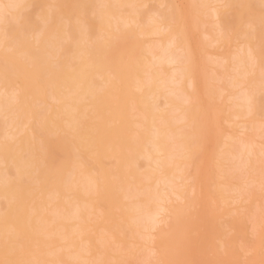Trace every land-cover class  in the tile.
<instances>
[{
    "label": "bare ground",
    "instance_id": "bare-ground-1",
    "mask_svg": "<svg viewBox=\"0 0 264 264\" xmlns=\"http://www.w3.org/2000/svg\"><path fill=\"white\" fill-rule=\"evenodd\" d=\"M40 1L42 3L43 0H0V26L5 25L4 23H6V22L8 23L9 19L6 16L7 14L11 15L12 20H20L22 10L28 9V8H34L35 5L38 6V3ZM51 1H53V0H51ZM103 1L104 0H100V2H99V0H98V2H97L95 0L94 4L97 3L98 7L102 8L101 5L99 6L98 3L102 4V6H103V4H104V6H106L105 4L107 3L108 7L109 8L111 7L114 10L109 9L107 7L108 8V9H106L107 11L105 9H103L104 12L102 10H99V12H98V11H96V9L98 8L97 5H95V7H94V8L97 7L96 9L92 8L95 10L94 13H96V12L100 13L101 11L103 13V14L101 13L99 15V17L100 16L101 17L98 18V20L100 19L99 22L101 23V24L99 22L97 23V25H99V24L101 25V27L98 30L101 29V31H98V36H97L98 38H95L96 40L99 39V41H100L99 42L97 40L98 41V42L96 41L97 43L95 42V40L91 39V35H93V30L92 31L90 30V29H93L92 24H88V25H90L89 26L90 28L87 27V29H86L85 27L82 26L83 24L81 22H83V21H80V20H79V22L74 21V19H76L75 13H76V15L79 16V14L88 12V9L87 10L83 9L84 8L83 7L81 9L85 12L81 11V13H80L77 10L76 5L71 4V0H63V1H61L60 4H59L60 0H54V4L52 3L54 5V8H53V5H51L49 7L52 10L48 9V7H47L48 12L47 11L44 12V13H46V15L43 13L44 17H42L43 14L40 16V21L41 22L43 21L41 24L44 23L42 25V28L45 25L50 29L47 30V28L46 29L44 28L45 30H43L40 28L42 31L41 32L40 29L38 28L40 33H42V34H40L41 36L38 35V37L35 38V41H33V44L39 45V47L32 45V46H35L34 47L35 49L32 48V46L30 48L29 46H26L23 44V42L25 41V39H24L25 37L24 38L21 37L22 38L21 39L19 36L20 34L18 35L14 31H12V32L7 31V29L0 27V113L2 112L0 115H2V117L4 116L7 120L9 118H11V120L9 119V121H11L10 122L12 124L11 129L13 130V131L10 130L12 132L8 131L9 133L6 132L8 135H5V137H3V135H2L3 141L0 140V166H1L0 167V173H1L0 174V233H1V235H5V237H6V235H9L10 236L9 240L11 241V244H9V245H12V247H13L12 250L13 251L15 250L16 253H22V252H24L23 248H24L25 243H26V249L30 246H33L34 248L35 247L40 248L45 243V241H44L45 238L53 240L52 237L54 238V237L60 236V238L62 237V240L67 241L68 238L70 236H72L73 234H77L79 238L82 237L83 235L87 236V234H85V233H87L88 228L90 226L89 225L86 226L85 224H84L85 225L84 226L82 223L84 222L86 217L87 218H89L91 216L97 217L99 214L100 216H98V219L101 217H103V219L105 218V220H103L102 222L100 221L101 224H98L99 229H97V230L102 231V234L98 236V233H97L96 236L98 238H96V237H93L95 232H93V231L89 232L88 231L89 234L93 232V236L87 237V238L83 237V239L84 238L86 239V240L84 239L85 244L89 245V247L85 246L86 247L85 249H83V247L81 246V248L84 250L83 255L86 254V257L84 256L85 258H87L88 260L91 258V260H92L94 258V251L97 248V245H100V247L102 246L101 248L103 249L105 247L104 245H106V243L109 242L110 240L111 241L112 240L113 241L114 240L119 241L121 236L123 235L125 229L132 227V226H135V225H138L137 221H139L140 224H142L145 229L150 227L148 229L150 231H148V230L147 231L151 233L148 236L150 238V240L152 241L151 243L149 241V243L151 245H152V243L155 244L154 240L159 239L158 244L156 243L157 245H159V248L157 246V247H154V249L152 250L154 258L157 260H161V261H167V259H170L172 251L174 249L181 246L183 241L185 242L183 244H186L187 237H190V236H188V234H190V229H187V232H186V229L183 230L181 232L182 235L175 241V246L171 247V246H169L170 240L167 236V233L166 234H159L160 232L158 233V229H159V227H161V226L157 225L158 222L155 223L156 222L155 221L153 223V225L151 226V224H150L149 227H146L145 223L146 222L148 223V221L151 222V220H153V218H152L153 216H155L154 217V219H155V218H157L158 214L163 215L164 212L166 214H168V213L171 214V216H163V217H166V218H164V220L166 219L165 220L166 222H170V220H172V222H175V220H176L175 218H178L179 216L177 214V216L173 215V217H174L173 219L171 218L172 217V209L170 207L171 205L167 206V207L160 206L159 211H161V209L163 208L162 211H164V212L161 213L162 211L157 212V210H156L155 213L157 212V214L156 215L154 214L153 216L151 214H149L148 209L147 210L145 209V208H148L147 203H144V204H146V206L145 205L142 206V207L145 206L144 208H141V206H137L138 208L131 207V204L133 202L130 203V207H126L124 205L125 201L122 204V202H121L122 200L120 198V194L124 188L121 185V183L118 182L119 184L118 183L116 184V183H114V181H112L111 175L113 173L111 175H109L110 173L106 174L104 172L106 175L103 174L104 176H102V177L96 176V174L92 173V172L91 173L88 172V174L86 176L84 173V179L82 180V183H81L79 181L82 177L81 178L79 177L80 179L77 177L78 172L80 175L83 173V172L80 173V169L82 168V165L80 163L74 164L72 166V171H71L72 174L70 173V175H72V176L74 175V177L76 179L73 178V180L70 179L71 181H69V182H67V181L64 182L65 187H67L68 189L64 188L63 185H61L60 187H57V188L54 187L52 189V191H53L52 192L51 190H49L50 188H52V187H50L52 185L51 181L55 177L58 179L57 176L62 171L58 170V171H55L53 175L52 174L49 175V171H48L49 169L47 170V168L43 167L44 165H46V163H45L46 161L42 160L41 164L36 163V159L34 157L33 152L35 150L34 148L37 149V147L33 141H30L29 138H27V135L29 132H30V134L31 133L34 134L33 129L35 128V125L40 127L41 124H42V126L40 128H38L41 132L50 133V134L54 133L55 135L60 130L71 132V136H73V138H74V139L72 138L73 139L72 142L74 144L75 149L77 148L79 150L80 149L88 150L91 148H96L98 150V157L96 160L100 161V163L102 160L104 161L105 159H111V158L114 159V158L120 156L122 149L124 150V146H126L125 150L129 151L131 153V156H129L128 158H125L122 156L119 157V161L121 162L119 171L121 170V172H123L124 169L126 168V166L129 167L131 165L130 167H133L132 164L136 163V162H134V158L135 157L137 158V156H138V158L142 157L141 159L146 161V165H148L150 168H152V172H150V170L148 169L150 173H148L147 175L144 172L145 177H146L145 181H146V179H148L147 181H149L152 179L154 173H159V174L165 173V172H163V170L165 169L166 164L170 163L172 161L171 159H173L175 157L173 155L174 157L172 158V152L170 149L172 146V143H175V145H176L177 144L176 140H178V142H180V145H181V147L179 145V147H180L179 150L181 148H182L181 150H185V149L189 150L191 148V146H189L191 143L187 141V137L185 136V134H181L179 132L176 134V133H174V131L173 132L171 131L172 128L169 127V118H168L170 116H167L164 114V108H163V110L159 109L160 103H159V107L158 106L156 107L157 100H159L160 98L163 97L166 101V105H170L171 101H173L174 99L175 100L179 99L182 101V102L179 101L182 103L181 104L182 108H183V105L186 106V107L184 106L185 108H183L184 109L183 112H182V108H180L181 106H178L179 108H176V110H174L175 109L174 107H177V105L179 104L177 102V105L174 106L173 110L171 111V116H173L172 115L173 111L174 112L181 111V114L177 118V121L180 122V124L186 123L185 124L186 127H188L189 129H192L193 131L196 132V130H194L193 127L194 126L198 127L199 129L196 128L198 131L203 130L204 124H205L204 122H206L208 125L206 124L207 128H204L203 131H205V130L208 131V132L205 131V133L206 132L209 133L211 131L210 132V139L211 140H209V137H208L207 142L212 141V139L214 137L216 138V136H218L217 139H215V138L213 139L214 140V141H212L213 146H215V145H217L215 147L220 146V148H222V150H220V148H218L220 151H223L224 148L229 146V145L232 147V145L229 144L230 143L229 141L233 140V138H230V137H226L225 139L227 141L225 143H223L222 145H219L220 142L218 144H216V142H218L217 140H219L220 137H223V136H221L223 134L221 131L222 129L220 128L219 125H217V122H218V124L220 123L221 118H215V117H220L221 110H219L218 107H215L216 102H214L215 104L212 103L213 101L211 102V100L212 99L214 100V98H216V97L213 96L215 94L211 95L210 91L214 92L215 90H211V86L209 87V85L211 84L210 82H212V80L210 82H208L211 79V77H208L210 74L208 75L207 71L206 72L204 71V75H202L203 74L202 70L204 68H207V65L205 63L203 64L205 59L201 58V56H202L201 54L203 52V44L202 43L205 42L202 39V35H204L205 37H208L209 39L208 38L207 39H208V41L209 40L211 41L212 45L214 44V46H216L215 44H219L220 47H223L224 49L227 48V46L231 43V41L233 42V38H231L232 35H231V37L227 36L228 32L225 34V28H224V26H222V25H226V21H224V18L228 14L229 10L233 7V0H208L207 2H204L203 4L197 3L196 0H183L186 2V4L184 3L185 7L182 6L183 7L182 12H181V7L178 5L179 6L178 9H180L177 13L178 14L177 15L178 21L175 17V13H173V12L170 14L169 20H166L164 17H162V15L157 14L152 18H148L149 19L148 22H146L145 25H143V26H140L138 23V19L142 18V17H140L141 12H139V11L132 12L133 15H130L128 17H123L116 12V10H119L121 7L132 6L133 2L135 3L134 0H108V1H104L105 3ZM151 1H156V3H158L160 5L159 7L167 4L166 1H164V0H141L140 8L147 6L148 3ZM89 2L91 4L94 2V0H90V1H88V3ZM94 4H91V5L94 6ZM180 4H182V3H180ZM110 5H112L113 7ZM104 6H103V8H105ZM257 7H259V6H257ZM130 10H131V8H130ZM169 10L170 11L172 10L171 5H169ZM74 11H76V12H74ZM91 12H92L91 14L94 15L93 10H91ZM179 12L181 13L180 16H179ZM98 13L95 14L96 17L98 16ZM5 16L7 17L8 20L5 18ZM36 16H37V14H36ZM72 16L75 18H73ZM78 16H77V18H78ZM245 16H243V18ZM60 17L61 18L66 17V19H62V20H64V23L61 19H59ZM208 18H211L214 21L213 25L215 24V26L217 27V29H216L217 33L215 32L216 34L215 33L213 34L216 37V39H215V37H213L212 34L204 31L206 29V28H204L205 27L204 25H206V23L208 24V22H210V20L207 22L205 21V19H208ZM116 19H117V21H116ZM246 19H247L245 22L246 23V25H245L246 29L242 32L237 30V32H236L237 36H236V34H234L236 36L234 41L238 37L242 38L244 36V38H245L250 33L255 32L257 30V28L260 26L259 25L260 22H259V24H258V22H257V24H255L252 19H250V18H246ZM59 20H61V21H59ZM98 20H96V21H98ZM120 20H123V21H121L122 24L119 22V23H117L118 26H116V22H118ZM69 21L70 22L72 21V23H75V24L80 23V26L78 24L80 30H78V31L84 32V34L80 32V33H78V35L82 34L81 36H79L80 39L82 37H84L83 35H85V37L82 38L81 41L79 40V37H77L78 38L77 42H80L79 45H77V42L73 41L74 44H76L77 49L72 50V53H75L74 57H77V59L75 61V59L73 58L72 61H68L67 63L71 64L68 68V67H66V66H68L66 62H63L65 64H63V63L61 64V62L59 63L58 61H60L62 59V55L65 52V50H63V46H61V45H64L65 41H66V45L67 44L69 45L70 41H72L71 40L72 37H71V39H70V37L65 39V37H67L68 33L63 31L64 29L66 30V27L70 26V29H71L72 28L71 25L72 26L75 25L72 23H71V25H69L70 24ZM175 21H177L178 23H175ZM179 21H180V23H179ZM23 22H24V24H23ZM23 22H21V27L23 24V27L21 30H23V28L24 27L26 28V26H27L25 20ZM61 22L63 23L62 24L63 26L65 23L68 24V22H69V24L66 27L64 26L65 28H63V30H61L63 26L61 24L58 25V23H61ZM141 22H142V20H141ZM49 23H50V25H49ZM114 23H115V26H114ZM181 23H183V24H182V26L179 27L177 24L181 25ZM227 23H229V22H227ZM55 24H57L59 28L61 26L62 27L60 29L58 27H56L54 29ZM124 24H126V26H123ZM261 24H262V22H261ZM132 25H135L137 27L134 26L135 27V28L133 27L134 29L133 28L130 29L129 27ZM7 26L8 25L6 24L4 27H7ZM174 26H175V29L179 27L178 28L179 30H175L173 28ZM21 27H19V28H21ZM80 27H83L82 29L85 28L86 30H82ZM114 27H117L118 31L116 30V28L114 31V29H113ZM216 27H214V28H216ZM222 27L224 28L223 33H222ZM210 28H212V27H210ZM21 30H20L21 33L25 32V30H23V31H21ZM88 30H90L89 33L87 32ZM258 30H259V28H258ZM44 31H47L46 35H43ZM51 31H53V34ZM214 31H215V29H214ZM30 32H32V31H30ZM48 32L53 35V36H51V37H53V38H51L52 41L50 40L49 43H47V42L49 41L48 39L50 37L48 39L45 38L48 35ZM72 32H73V29L69 31V34L71 35ZM85 32H87V35ZM99 32H101V33H99ZM118 33H119V35H118ZM64 34H66V35L63 37ZM21 35H25V33L21 34ZM30 36H33V35L30 34ZM71 36H73L74 40L76 39L74 37V35H71ZM89 36H90V38H89ZM94 36H95V34H94ZM251 36H252V34H251ZM34 37H35V34H34ZM34 37H32V38H34ZM128 37H130V39H136V40H139V39L149 40L150 38H152V39L150 41H148L147 43L141 42V43L147 44V45L143 44L144 47L142 45L140 46V43L138 41H136V43L133 42V43L129 44L122 51H121L122 48H120V51H119L118 42L120 40H122V38L124 39V38H128ZM249 37H250V35H249ZM250 38L248 40H250ZM60 39L62 41L65 39L62 42L63 44H60L61 43ZM67 40L69 43L67 42ZM44 41L47 45L49 44L48 46L52 47V49H54L56 47L57 48V50L55 48L56 52L54 53L53 52L54 50L51 51L52 50L51 48L46 47L47 45L44 43ZM208 41H206V42H208ZM73 42H72V45H74ZM247 43H245V44L247 45ZM59 44H60V46L58 47ZM132 44L135 47H129V46H132ZM208 44L209 43H207V45ZM76 46H74V47L76 48ZM65 47H64V49H65ZM257 47H259V45H255V47L254 46L249 47V44L247 45V48H245V49H247L246 51L249 52V54L244 53L246 58L242 57V58H245V60L241 58L242 55L240 56V53H239L240 50H238V53H235L238 55L233 56V57L231 56V58H229L230 60L232 59L233 62L235 61L237 63V66L239 67V69H240V67H241V69H244L246 66L243 67L242 65H246V63H248V65H251L250 70L247 69L246 71H243V72H239V71H237L239 73L236 72V74H239L240 77H242L244 75L246 76L248 74L251 76L252 72L254 74V72L256 71V70L254 71V67L257 64V59H258V56L256 54L257 53L256 52ZM45 48H47V49H45ZM242 49L243 48H241V50ZM245 49H243V50H245ZM45 50H46V52L48 50H50V52L46 53ZM34 51H35V53H34ZM37 51L39 52V54L37 53ZM52 52H53V54H52ZM45 53L47 54L48 57L43 55ZM223 53H225V52H223ZM49 54H50V56H52L51 58L58 60V61L56 60L57 61L56 63L58 64L56 66L58 68H55V66H52V64L50 65L49 62H47L48 60H45V59L43 60V58H45V57H47L46 59H49ZM222 55L224 56V57L221 56V58H223V62L225 61L227 64V61H229L227 59L228 56L225 58L226 54H222ZM248 55L252 56V58ZM42 56H45V57H42ZM200 58L203 61L202 60L200 61ZM74 61H75V63H73ZM201 62H202V64H200ZM236 63H235V65H236ZM200 65H202V66H200ZM198 66H200L201 69L200 68L197 69ZM51 67H54L53 69H56V70H52ZM166 69H171L170 70L171 74H170V71L168 73L169 75L166 74ZM196 69H197V71L202 72L201 76H200L199 72L198 73L195 72ZM232 69L238 70L237 67L231 68V70ZM195 73H196V75H195ZM261 73L264 74L263 71ZM229 74L227 73V75H229ZM236 74L234 73L235 77H236ZM211 75L213 76V74H211ZM227 75L226 76L224 75L225 76L224 79L226 80L227 85L230 84V87H229V85H228V87L225 86L227 88H223V90L220 92H222L223 94L224 93L228 94V96H229V98L227 97L228 101L232 100V101H230V102H232V106H231L232 109L234 108V109H236V111L240 109L239 111H241V112L237 111V113L234 114L233 117H235V115H236V118L241 117V116H242V118L247 117L249 115L251 116L253 114V110L251 109V103L252 102L250 103V101H251L250 95L245 96V97H238V96L236 97L234 95V97H233V94H232L233 90L235 91L236 88L240 89L241 86H244L243 84L240 85L241 83H238L239 84L238 86L236 84L237 81H239V79H238L239 75H237V77H236L238 79L237 81H234V80H236L235 77H233V78L231 77L233 75H231V76L229 75L228 77H227ZM215 78H217V77H215ZM247 78H249V77H247ZM97 79L100 80L101 85H98V83L96 82ZM245 79H246V77H245ZM186 80H187V87H188L187 89H189V91L191 92L190 94L185 92V90L183 88L184 86H181L183 81H184V85H185ZM250 80H252L251 77H250ZM259 80H260V78H259ZM214 81H216V80H214ZM250 83H252V82H250ZM244 84H246V82ZM211 85H213V84H211ZM247 85H248V83H247ZM256 85H258V84H256ZM263 85H264V83H263ZM180 86H181V88H180ZM250 86H251V84H250ZM261 86L262 85H260V87ZM172 87H174V89H172ZM167 88H171L172 91H169L170 89L167 90ZM209 88H210V90H209ZM229 88H231L232 91ZM213 89H214V87H213ZM243 89H245V88H243ZM166 90L169 92H167V94L164 95ZM241 91H242V89H241ZM136 92L139 93V95H136L134 97V99L132 101L133 103L132 102L130 103V101H128L131 104L130 107H129V105L121 104L123 102H126ZM245 92H246V90H245ZM214 93H216V92H214ZM222 93H220V95L216 93V95L220 96L222 98V96H223ZM255 96H257V94ZM221 98H218V99L220 100ZM176 101H178V100H176ZM49 102H54L55 104L52 105ZM37 104H40V107H38L39 105H37ZM41 104H42L43 108H44V105L46 104L45 108H44L45 110L42 108L43 109L42 111L44 112L43 115H41L42 113L40 114L41 111H39L40 110L39 108H41ZM113 104L118 105V107L113 109V110H115V113L113 112V110H111L112 109L111 105H113ZM227 104H229V102ZM49 105L51 107L53 106L52 108L50 107L53 110H50L48 108ZM187 105H189V106H187ZM191 105L192 106L194 105L195 110L196 109L197 110L202 109L203 107L207 108V106H208L207 110L204 108V110L208 111L207 112L208 116H207V113L204 111L205 112L204 115H206L207 118L203 119V116L201 115L202 111L200 113H198L199 111H196L197 115L198 114L201 115V116L200 115L197 116L198 118H196V115H192L190 113L191 112V109H190ZM258 105H259V103H258ZM36 106H37V108H36ZM127 106H128V108L126 109L125 107H127ZM220 106L224 107L223 105H219V107ZM255 106H257V105H255ZM227 108H228V106H227ZM227 108H223V110L227 109ZM245 108H247V109H245ZM48 109H49V111L52 112V114L50 116L45 114L46 111L48 112ZM229 109H230V107H229ZM211 111H212V113H211ZM226 111H228V109ZM131 112L133 113L132 115L130 114ZM107 113H110L111 117H109V116H108L109 118L106 117ZM209 113H211L212 115H210ZM34 114L36 115V117H34ZM129 115H131L132 117L137 118V119L140 118V120L139 121L137 120L138 121L137 123H135V121H134V124H133L132 122H130L133 119H131L132 117H129ZM177 115H178V113H176L175 117ZM37 116H38V118H37ZM210 116H211V120H209ZM105 117H106V119H105ZM39 118H41V119H39ZM102 118H104V119H102ZM127 119H129V120H127ZM198 119H199V121L201 119V121L199 122ZM202 119L204 122L202 121ZM205 119H206V121H205ZM213 119L216 121H214ZM0 120L5 121V120H2L1 118H0ZM12 120L14 121V123H12L13 122ZM32 120H33V122H32ZM37 120H39V121H37ZM212 120H213V123L211 122ZM36 122H38L40 125L37 124ZM201 122H203V123H201ZM210 123H212L213 127H210V126H212ZM132 124L135 126L138 125L139 129L140 128H144V130L146 129L147 130L146 132H148L149 134H147L145 132L144 133L145 135L144 134L142 136L137 135L140 139L137 141L138 137L137 138L135 137L136 136L135 134L137 132L133 133V134L130 133V130L132 128ZM101 125H102V127H101ZM178 125H179V123H178ZM183 125H180V126L182 127ZM174 126H176V125H174ZM214 126H218L215 128L217 131L214 129ZM248 126H249V124H248ZM166 127L170 128V129L168 128L169 131L167 129H165V130L163 129ZM247 128L248 127H244L245 134L247 131H250V129H247ZM7 129H5V131ZM212 129H213V131H212ZM241 129H243V128H241ZM218 130H220L219 131L220 133H218ZM253 130H255V129H253ZM170 131L172 133H170ZM198 131H197V134H195V132H193V133L192 132L190 133L189 131L188 132L190 134L198 136V139H199L200 136L198 135V133L200 134V132H202V134H204V132L203 131L198 132ZM188 132H186V134ZM23 133L24 134L26 133V135L22 137ZM3 134H5V133H3ZM202 134H200L201 138H202L201 141H203V139L204 140L206 139L205 137L202 136ZM248 134H249V132H248ZM204 135L208 136L207 134H204ZM212 135H214V137ZM34 136H35V134H34ZM263 136H264V134H263ZM35 137H37V136H35ZM130 137H132V138H130ZM40 138H42V137H40ZM259 138H260V136H259ZM37 139H38V137H37ZM34 140H35V138H34ZM195 140H197V139H195ZM8 141L15 142L14 147H13V145L11 147L7 146V145H10L8 143H12V142H8ZM170 141L172 143L169 145ZM5 142H7V145L5 144ZM106 142L110 143V146L108 148L105 147ZM194 142H196V141H194ZM204 142H206V141H203L201 143H204ZM199 143H200V140H199ZM201 143L199 144L201 146H197L198 149L200 147H201L200 149L203 148L204 145ZM239 143H241V141ZM248 144H250V143H247L244 146V149H246L245 155H247V158L250 157V159H251L255 155V153L257 155L258 152H256L257 150L254 146H250L248 148H245L248 146ZM38 145H39V143H38ZM193 145H194V143H193ZM239 145L241 146V144H239ZM230 146H229V148H230ZM257 146H258V144L256 145V147ZM183 147H185V148H183ZM227 148H226V151L224 150L223 153L221 152V155L227 154L229 156V153L231 151H229L230 149H227ZM232 148H234V147H232ZM236 148H238V147H236ZM43 150H44V153H43L44 155H46V153H48V151H49V149L47 147H44ZM95 151L96 150L94 149L93 152H95ZM191 152H194V151L191 150ZM191 152H188L189 157H190L189 154H191ZM240 154H242V153H240ZM62 155H63V153H62ZM90 155H92V150H91ZM230 155H232V153H230ZM242 155L241 156L239 155V156L243 157ZM188 156L185 154V157H188ZM235 156H237V155H235ZM239 156H237V158ZM58 157H59V155H58ZM255 157H257V156H255ZM63 158H64V156H63ZM225 158H221V156H220V159H225ZM242 159H241V161H242ZM169 160H170V162H169ZM237 160L240 161V158H238ZM72 161H73V159H72ZM103 161H102V163H103ZM137 161H138V159H137ZM258 161H260V160H258ZM187 162H184L186 164H183V165L188 166ZM227 162H229V161H227ZM232 162H234V161H232ZM245 162H248V160H245L244 163ZM235 163H237V161ZM238 163H240V162H238ZM95 164H97V163L95 162ZM171 164H173V163L171 162L170 165ZM177 164L178 163H176L174 165H177ZM188 164L192 165V164H190V162ZM61 165H62V167H65V165H67V163L64 162ZM139 165H140V163H139ZM253 165H252V168H256V167H254L255 165L254 166ZM257 165H259V162ZM177 166H179V165H177ZM198 166L199 167L201 166V168H202V165L199 164ZM174 167L175 166H173V168ZM199 167H198V169H199ZM243 167H245V165ZM129 168H127V169L129 170ZM168 168H169V166H168ZM173 168H172V170H173ZM189 168H190V166H189ZM12 169H14L13 172H14L15 176H11V174H10V171ZM65 169L62 172V174L59 176H62L63 174H65L64 173L65 171L68 172L67 168H65ZM82 169H84V168H82ZM169 169H171V168H169ZM236 169H239V168L236 167ZM256 169H259V168L257 167ZM69 170H70V166H69ZM168 170H165V171H167L169 173ZM199 170L202 171L201 169H199ZM138 171H139V169H138ZM176 171L178 172V174L180 172V175H183L184 167H182V164L178 168L175 167L172 172L176 173ZM196 171H198V170H196ZM200 171H198L199 172L198 174H200ZM208 171H207V173H204L205 176L203 173H201V175L203 174V176H201V178L203 179V177H204V180L199 179V181L202 180L205 183L204 184L201 181L199 182L200 184L202 183V185H204L205 191H208V188H209V186H208L209 184H207V183H210V180L212 181V178H211L212 176L211 177L208 176V175H211V173L209 171V174H208ZM167 172L165 174H167ZM172 172L169 173L170 176H171ZM253 172L256 173V172H258V170H256V171L254 170ZM15 173H17V174H15ZM130 173L129 172H128V174L125 173L124 174L125 178H133V179L137 180L138 174L135 172H133V173L130 172ZM262 173H263V169H262ZM16 176L18 177L17 180H16ZM140 176H142V174ZM170 176L169 175H168V177L165 176V178L169 179ZM183 176H178V177L176 176L177 177L176 180L180 179L182 181L181 184L183 183ZM207 176H208V178H210L209 180H208ZM259 176H260V174H259ZM13 177L15 178L14 180H13ZM226 177H225V179H226ZM162 178H163V176H162ZM25 179L26 180H32L33 179V181L36 184L37 189H39V190L47 189L50 192V195H52L55 200L60 201V204L57 205L58 206L57 209L59 211H61V210L65 211L66 209L69 208V212H67V214L65 213L66 215L63 214L62 219H67V220L77 222L76 226L74 225L75 227L73 228V230L71 232L65 231L67 233V235L65 232H64L65 233V235H64L63 233H61L62 231L58 230V228L56 229L55 227H53L54 230H50L49 225H48L49 227L47 226L48 228L44 227V226H40L39 223L41 222L40 220H42L41 219L42 213L44 212V210L47 206H49L53 203L52 201L54 199L53 200H47V201H45L46 204H44V205L39 204L38 206H35V205L32 206V205H30L29 202L26 203V201H28V198H29V193L31 194V191L28 193L27 188L23 185V182L24 181L26 182ZM78 179H79V181H78ZM158 179H159V177H158ZM168 179H167V181H168ZM172 179H173V177H172ZM121 180H122V178H121ZM186 180H188V179H186ZM258 180H259V178H258ZM154 181L155 182L158 181L157 183H159V180H157V177H156V180H154ZM174 181H175V179H174ZM174 181L172 182L173 184L171 183L173 186H174V184H176V181L175 182ZM16 182H19L20 184L16 183ZM101 182H103V183H101ZM168 182H166L168 184H165V185L163 182L162 185H164L165 189L168 188V190L169 189L172 190L171 186H170L171 181H168ZM65 183H67V184H65ZM77 183L78 184L81 183L82 188L81 187L80 188H81V191H83L82 189H84L83 194L88 193V194H92L93 196H95V198L90 200V202L88 203V206L86 207L85 210L84 209L82 210V206H79L77 204V203H80L82 201L81 198H79V199L77 198L78 196L77 197L74 196L75 197L74 200H71V201L68 200L67 201V199H69L71 197L73 198V196L70 197V195L72 194L73 190L75 189L74 186ZM137 183L138 182H136V184ZM141 183H144V181H142ZM124 184H126V183H124ZM210 184H212V182ZM184 185L186 186V184H184ZM195 185L197 186V184H195ZM128 186L132 187L133 185L130 184ZM152 186H148V187L152 188ZM157 186H158V184H157ZM185 186H183L184 189L182 190L183 192H181V193L177 194L173 190L175 192L174 194H175L176 198L177 199L179 198L181 200V201H179V203L182 202V200H183V203L185 201L183 194H182L185 191ZM198 186H200V185H198ZM180 187L182 188V186H179L178 189ZM195 187H193V188L195 189ZM158 188H161V187L158 186ZM136 189H137V187H136ZM215 189H217V188H215ZM151 190H153V189H151ZM162 190H164V188ZM48 191L44 193V194H46L45 197L49 195ZM66 191H67V193H69V196H67V198H65L66 196H64V194H66L65 193ZM63 192H64V194H63ZM84 192H86V193H84ZM128 192H130V191L128 190ZM138 192H140V191H138ZM150 192L151 191H149V193ZM198 192H199V190H198ZM133 193H134V191H133ZM126 194H124L125 195L124 198H126L127 200L138 196V195H135L136 193H134L135 196L133 194H130V193H126ZM159 194L162 195L161 192H159ZM170 194H172V193H170ZM39 195H41V194L39 193ZM50 195H49V199H50ZM92 195H90V196H92ZM167 195L168 194H166L165 196L168 197L169 195L168 196ZM220 196L222 197V195H220ZM223 196H224V194H223ZM240 196H241V194H240ZM147 197H148L147 199H150L151 197L153 199V195L150 196V194H148ZM224 197H222V200H225V199H223ZM41 198H42V196H41ZM63 198H65L66 200L65 199L63 200ZM185 198H187V197H185ZM190 198H191V196H190ZM42 199L44 200L46 198H42ZM138 199H140V198L138 197ZM147 199H146V202H147ZM159 199H158V197L156 198L157 201H160ZM161 199H163V198H161ZM203 199H205V197H203ZM214 199H215V197H214ZM41 200L39 198V201H41ZM170 200L173 201L174 198L170 199ZM199 200H200V198H199ZM210 200H211L210 198L206 200V204H205L206 206H209L208 201H210ZM5 201L7 202L6 204H8V207H5L6 204L4 207L2 206V202H5ZM31 201H33V200H31ZM66 201H67V203H66ZM94 201H96V203H93ZM175 201L176 200H174L173 202L176 203ZM201 201H202V198H201ZM203 201L205 203V200H203ZM42 202H44V201H42ZM130 202H131V200H130ZM137 202H138V200H137ZM139 202H141V199L139 200ZM85 203H86V200H85ZM185 203H187V202H185ZM198 203L203 205V208H204V203H200L199 201H198ZM27 204H29V205H27ZM197 204L196 205L194 204L195 206L198 207V211L196 212L195 215L197 217L199 216V218L196 219L197 217L194 216V214H193L194 217H192V220H195V221L196 220H199V221L202 220L200 223H197V222H194V223L200 225V228L204 229L205 235H207V233L209 234L210 231L213 233L214 231L211 230L213 228L209 227V228H211V229H209L208 223L210 224L209 221H211V220H212V222H214L213 220L215 218L214 219L210 218V220H209L208 214L211 213L210 217L211 216L215 217L216 214H213L214 213L213 210L211 211L212 208L208 207L207 210H204L207 208L206 206L204 209H202L201 208L202 206L201 205L198 206ZM55 205H56V203H55ZM157 206H158L157 208H159V205H157ZM172 206H173V204H172ZM190 208H191V206H190ZM130 209H132V210L130 211ZM196 209L197 208H195V210ZM200 209H202V210H200ZM208 210H209V212L210 211L211 212L208 213ZM115 211L116 212L118 211L119 213H115ZM131 212L134 213V216L131 214ZM202 212H204V213H202ZM205 212H207V213H205ZM32 213H34V214L36 213V216H35L36 220L34 219L35 222H34V220L32 221V215H31ZM151 213H152V211H151ZM189 213L191 214L190 211H189ZM200 213L204 214V215L206 214L205 215L206 217H203L204 215L200 216L201 215ZM60 215H62V213H60ZM53 217L54 216H52V218ZM158 217L160 218L159 215H158ZM138 218H139V220H138ZM140 218H143L141 220L142 222L140 221ZM200 218H202V219H200ZM59 219H61V217H58L57 219H54L51 221L53 223H56ZM62 219L60 221H62ZM93 219H94V217H93ZM93 219L91 218L89 220L92 221ZM204 219L206 220V222L208 220L206 225H205ZM96 220H97V218H96ZM51 221H49V222H51ZM144 221H145V223H144ZM162 221H161V223H162ZM136 222H137V224H136ZM202 222H204V224ZM91 223H90V225H91ZM37 224H39V225H37ZM154 224H155V226H154ZM196 224H193L192 227H194V225H196ZM169 225H170V223H169ZM204 225H205V227H203ZM138 226H140V225H138ZM206 226L208 228V231H205V230H207V229H205ZM61 227H63V226H61ZM84 227H86V228H84ZM169 227H171V225ZM133 228H135V227H133ZM166 228H167V225H166L165 229ZM174 228H175V226H174ZM86 229H87V231H85ZM145 229H144V231H145ZM30 230L32 233L31 232L29 233ZM61 230H62V228H61ZM133 231H135V229ZM96 232H98V231H96ZM153 232H155V234H153ZM135 234H136V232H135ZM183 234H185V235L183 236ZM128 235L130 237L129 233H127V237H128ZM40 236H43L45 238L42 239V238H40ZM152 239H154V240H152ZM56 240H58V239H56ZM73 240H76V239L73 238ZM136 240H138V239H136ZM65 241H64V243H65ZM119 242L122 243L123 240H120ZM124 242H123V244H124ZM46 243L51 244L50 242H46ZM57 243H59V241ZM75 243L78 244L77 242H74L71 240V238H69V241L67 243H65L64 248L78 250V248L76 249V247L78 245L76 246ZM111 243H109V244H111ZM120 243L119 244L116 243V244H118V246H119ZM125 243L129 244V245L131 244V243H127V242H125ZM133 243H134V240H133L132 244ZM163 243H165V245H163ZM59 244L61 247L63 246L61 243H59ZM81 244H83V242ZM134 244H136V243H134ZM45 245L43 246L44 247L43 250H41V249H38L37 251L32 250V252H33L32 256L28 253L31 256L30 259L32 258L33 261L30 260L29 257H27L29 255L24 256V259H25V257H27V259H29V261L33 262V263L31 262L32 264H39V262L42 260L39 256V254L46 256L47 253L49 254L50 250L53 249V248H50V246H51L50 245L49 249L47 248L48 251H44V250H46ZM112 245H113V243H112ZM129 245H126V248H127V246L129 247ZM160 245L164 246V247H161ZM108 246H110V245H108ZM61 247H59L58 251H60ZM122 247H124V246H122ZM130 247H133V246L131 245ZM106 248H108V247H106ZM55 249H57V244H56ZM116 249H118V248H116ZM62 250L64 251V249H62ZM55 251H57V250H54V252ZM81 252L74 251V253L72 254L73 255L72 258L74 261L77 260L78 257H80V255L82 254ZM101 252L98 251L97 255H99ZM127 252L128 251H126V254H127ZM51 253H53V251H51ZM78 253L80 254L79 256H78ZM102 253L106 254V253H104V251ZM116 253H117V251H116ZM103 254H100V255H103ZM129 254L128 255L131 256V253H129ZM69 255H71V254H69ZM111 255L118 256V255H114V254H111ZM123 256H124V254H123ZM84 257H82L83 260L85 259ZM98 257H96V258H98ZM101 257H103V256H101ZM126 257H127V255H126ZM133 257H131V258H133ZM49 258H51V256H49ZM103 258H101L102 261H103ZM106 258L109 259V257H106ZM6 259H4V260L6 261ZM47 259H46V261L44 259L43 260L45 262H47ZM56 259H58V258H56ZM99 259H100V257L98 258V260ZM126 259H130V258H126ZM17 260H19V259H17ZM81 260L78 259L79 264L81 262L83 263V261H81ZM21 261L22 262L21 263L19 262V263L23 264L24 260L21 259ZM42 261L40 262V264L42 263ZM63 261L64 260H62L61 262L63 263ZM74 261H73V263H74ZM78 261L76 264H78ZM85 261H84V263H85ZM161 261H159V263ZM8 262L11 263L10 258H9ZM66 262H68V261H66ZM87 262L90 263V260ZM12 263H13V261H12ZM91 263H92V261H91ZM93 263H94V261H93ZM98 264H100V263L98 262ZM103 264H105V263L103 262ZM110 264H112V263L110 262ZM116 264H117V262H116Z\"/></svg>",
    "mask_w": 264,
    "mask_h": 264
},
{
    "label": "rangeland",
    "instance_id": "rangeland-1",
    "mask_svg": "<svg viewBox=\"0 0 264 264\" xmlns=\"http://www.w3.org/2000/svg\"><path fill=\"white\" fill-rule=\"evenodd\" d=\"M61 1H63V0H60V2H59V4L61 3ZM88 1H90V0H88ZM88 1L87 0H71V4H75L76 5V7H77V10L81 13V11L82 12H85V11H83L81 8H83V9H88V12H86V13H82V14H79V16L78 15H76V13H75V17H76V19H74V21L76 22H79V20L80 21H83V22H81L82 24V26L83 27H85L86 29H87V27H89L90 25H88V24H92V27H93V29H90L91 31L93 30V35H91V39L92 40H95V42L98 40L99 41V39H95V38H98L97 36H98V31H101V29L100 30H98L100 27H101V23L99 22V20H98V18H100L99 17V15L102 13V11L104 12V10L103 9H108L109 7H108V5H107V3L105 4L106 6H104V4H103V6L105 7V8H103V6H102V4H100V3H98L99 4V6L101 5V7L102 8H100V7H98V5H97V3L96 4H94L95 3V0H94V2L93 3H91V4H94V6L93 5H91L90 4V2L88 3ZM97 2H98V0H96ZM104 1H108V0H104ZM103 1V2H104ZM135 1V3L133 2V4H132V6H125V7H121L119 10H116V12L118 13V14H120L121 16H123V17H128V16H130V15H133V13L132 12H136V11H139V12H141V16L140 17H142V18H139L138 19V23H139V25L140 26H143V25H145V23L146 22H148V18H152V17H154L155 15H157V14H159V15H162V17H164L166 20H169V18H170V14L173 12V13H175V17H176V19H177V13H178V11L180 10V9H178L179 8V6L181 7V12H182V6H184L185 7V4H186V2L185 1H183V0H164V1H166V5H164V6H161V7H159L160 5L158 4V3H156V1H151V2H149L148 3V5L147 6H145V7H143V8H140V5H141V0L139 1V0H134ZM208 0H196V2L197 3H199V4H203L204 2H207ZM242 1V2H241ZM48 2V3H47ZM56 2V1H55ZM99 2H100V0H99ZM182 3V4H180V3ZM38 3V2H37ZM54 4V0L53 1H49V0H43L42 1V3H41V1L38 3V6L37 5H35L34 6V8H28V9H24V10H22V13H21V18H20V20H12L11 19V15L9 14H7L6 16L8 17V19L10 20H8L7 19V17L5 16V18L8 20V23L6 22V23H4L5 25L7 24L8 26L7 27H4L5 25H2V26H0V27H2V28H4V29H7V31H14V32H16L19 36H20V38L22 37V38H24L25 39V41L23 42V44L24 45H26V46H29L30 48H31V46L32 45H35V46H38L39 47V45L37 44H33V41H35V38H37L38 37V35H40V34H42V33H40V31H41V29H43V30H45L46 28H47V30L48 29H50V28H48L47 26H45L44 25V27L42 28V25L44 24H41L42 22L40 21V16L44 13V12H46L47 11V7H48V9H50L49 7L51 6V5H53ZM86 3V4H85ZM105 3V2H104ZM185 3V4H184ZM241 3V4H240ZM83 4V5H82ZM158 4V5H157ZM184 4V5H183ZM198 4V5H199ZM95 5H97V9L96 8H94L95 7ZM131 5V4H130ZM135 5V6H134ZM169 5H171L172 6V10L170 11L169 10ZM179 5V6H178ZM91 6V7H90ZM93 6V7H92ZM110 6H112V5H110ZM134 6V7H133ZM139 6V7H138ZM242 6V7H241ZM257 6H259V7H257ZM45 7V8H44ZM89 7V8H88ZM108 7V8H107ZM113 7V6H112ZM234 7V8H233ZM233 7L229 10V12H228V14L225 16V18H224V21H226V25H222V26H224V28H225V34L228 32V34H227V36H229V37H231V35H232V37L231 38H233V42L231 41V43L227 46V48H223V47H220V45L219 44H215L216 46H214V44L212 45L211 44V41L209 40L208 41V37H205L204 35H202V39H203V41H205V42H203L202 44H203V52H202V56H201V58L202 59H205L204 60V62H203V64L205 63L206 65H207V68H204L202 71H203V74L202 75H204V71L206 72L207 71V74L209 75L208 77H211V79L208 81V82H210L211 80H212V82H210L211 84H213V85H209V87L211 86V90H215L214 92H216L217 94H219L220 95V93H222V92H220V91H222L223 90V88H227L228 87V85H229V87H230V84H226L227 82H226V80L224 79L225 78V76L227 75V73L229 74H231V75H233V76H231L230 74V76L233 78V77H235L234 76V73L236 74V72L237 71H239V72H243V71H246L247 69H251L250 68V66L251 65H248V63H246V65H242L243 67H245L244 69H241V67H240V69H239V67L237 66V63L234 61H232V59L230 60L229 58H231V56L233 57V56H236V55H238V54H235V53H238V50H240V56H241V58L242 57H245L246 58V56H245V54L244 53H248L249 54V52H247L246 50L247 49H245V48H247V45L249 44V47H252V46H254L255 47V45H259V47H257L256 48V54H257V56H258V59H257V64H256V66L254 67V74H253V72H252V74H251V76L248 74V75H244V76H242V77H240V75L239 74H236V77H237V75H239V77H238V79H239V81H237L238 79L236 78V80H234V81H237V86L239 85L238 83H241L240 85H244V86H241L240 87V89H238V88H234L235 89V91L233 90L232 91V89L231 88H229L231 91H232V94H233V97H234V95L237 97H245V96H249L250 95V98H251V101H250V103H251V109L253 110V114L250 116H247V117H243L242 118V116L241 117H238V118H236V115H235V117H233V115L234 114H236L237 113V111H239V110H237L236 111V109H232L231 108V106H232V102H230V101H232V100H229L228 101V98H229V96H228V94H223L222 93V98L220 97V96H217L216 95V93H214L213 91H210V93H211V95H213V94H215V95H213L214 97H218V98H221L220 100L217 98H214V100L212 99L211 100V102L213 103V104H215L214 102H216V106L215 107H218L219 108V110H221V114H220V117H215V118H221L220 119V123L218 124V122H217V125H219L220 126V128L222 129L221 131H222V135L221 136H223V137H220V141L219 140H217L218 142H216V144H218L219 142V145H222L223 143H225L227 140L225 139L226 137H230V138H233V140H230L229 142V144H231L232 145V147H234V148H232L230 145V148H229V146H227V147H225L224 148V150L226 151V148L227 149H230L229 151H231L230 153H232V155H230V153H229V156L227 155V154H223V155H221V152L223 153V151H220V150H222V148H220V146H218V147H215V146H217V145H215V146H213V144H212V141H214L213 139L215 138L214 137V135H212L214 138L212 139V141H208L207 142V140H208V137H209V140H211L210 139V132L209 133H207L208 131L207 130H205V131H207L206 133H205V131H203L204 130V128H207L206 127V122H204L203 121V119L204 118H207V116H208V111H206L207 110V108H208V106H207V108H205V107H203L202 109H194V105L192 106H190V109H191V114L192 115H196V118H198L197 116H199L200 114H196V111H199L198 113H200L201 111H202V113H201V115L203 116V119H202V121L205 123L204 124V128H203V130H199V131H203L204 132V134H207L208 136H205L204 134H202V132H200V134H202V136L203 137H205L206 139L204 140L203 139V141H206V142H204V143H201V142H203V141H201L202 140V138H201V135L198 133V135L200 136V138L198 139V136H196V135H193V134H190L191 132L193 133V132H195V131H193L192 129H189L188 127H186V123L184 124V123H182V124H180V122H178L177 121V118L179 117V115L181 114V111H177V112H174L173 111V116H171V111L173 110V107L174 106H176L177 105V102L179 103L178 105H177V107H174L175 109L174 110H176V108H179L178 106H181V100H179V99H176V100H178V101H176L174 98V100L173 101H171V106L170 105H166V101H165V99L162 97V98H160L159 100H157V104H156V107L158 106L159 107V103H160V107H159V109H161V110H163V108H164V114L165 115H167V116H170V117H168L169 118V127L170 128H172V132L174 131V133H181V134H185V136L187 137V141L188 142H190L189 144V146H191V148L189 149V150H187V149H185V150H179V148L181 147V145H180V142H178V140H176L177 142V144L175 145V143H172L171 141H170V143H169V145L172 143V146H171V152H172V158L173 159H171L172 161V163L173 164H171L170 165V160H169V162L170 163H168V164H166V166H165V169L163 170V172H167V171H165V170H168L169 168H171V169H169L168 171H169V173H171L173 170H174V168L176 167V168H178L181 164H182V167H184V173H183V175H180V172H179V174H178V172L176 171V173H174V172H172V174H171V176H170V174L167 172V174H165V173H161V174H159V173H154L153 174V177H152V179L151 180H149V181H147L148 179H146V181H145V174L147 175L148 173H150V172H152V168H150L148 165H146V161H144L143 159H141L142 157H140V158H138V156H137V158L135 157L134 158V162H136V163H133L132 164V166L133 167H127L126 166V168L124 169V171L123 172H121V170L119 171V168H120V165H121V162L119 161V157L120 156H122V157H125V158H128L129 156H131V153L129 152V151H127V150H125V147L126 146H124V150L122 149V151H121V153H120V156H118V157H116V158H114V159H105L104 161H103V163H102V161H101V163H100V161H98V160H96L97 159V157H98V150L96 149V148H91V149H88V150H82V149H75V147H74V144H73V142H72V140L74 139L73 138V136H71V132H68V131H59V132H57L56 133V135L53 133V134H50V133H45V132H41L38 128H40L41 126H42V124L40 125L38 122H36L37 124H39L40 125V127H38V126H36L35 125V128L33 129V133L35 134V136H37L38 137V139H37V137H35L34 136V134H30V132L28 133V135H27V138H29V140L30 141H33L34 143H35V145H36V147H37V149L36 148H34L35 150H34V152H33V154H34V157H35V159H36V163H42V160L43 161H46L45 163H46V165H44L43 167L44 168H47V170L49 171V175H53L54 174V172L55 171H58V170H61L62 172L64 171V169L65 168H67V170H68V172L67 171H65L64 173L65 174H63L62 176H59V175H61L62 174V172L57 176L58 177V179L55 177L51 182H52V185L50 186V187H52V188H50L49 190H51L52 191V189L54 188V187H60L61 185H63V187L64 188H67V187H65V185H64V182L65 181H67V182H69V181H71V180H73V178H75L74 177V175L72 176V175H70V173H71V171H72V166L74 165V164H76V163H80L81 165H82V168H84V169H80V173L81 172H83L81 175L79 174V172H78V175H77V177L80 179V181H79V179H78V181L79 182H81L82 183V180L84 179V173H85V176L88 174V172L89 173H95L96 174V176H104V175H106V174H109V175H111L112 173V181H114V183H121V185L123 186V191L121 192V194H120V198H121V202H122V204H123V202H124V205L126 206V207H130V203H132L131 204V207H136V208H138L137 206H141V208H144L145 206H146V204H144V203H147V206H148V208H145L146 210L148 209L149 210V214H151L152 216L155 214H157V212H161L162 210H163V208L161 209V211H159L160 210V206H162V207H167V206H170L171 207V209H172V219L174 218L173 217V215L174 216H177V214H178V218H175L176 220H175V222H172V220H170V222H166L165 220H164V218H166V217H163V216H171V214H166L164 211H162L161 213H163L164 212V214L162 215V214H158L159 216H160V218L158 217V215H157V218H155L154 219V217L155 216H151L152 218H153V220H151V222L150 221H148V223L146 222L145 223V221H144V223L146 224V227H149L150 226V224H151V226L153 225V223L155 222V223H157L158 222V224L157 225H159V226H161V227H159V229H158V233L159 234H166L167 233V236H168V238H169V246H171V247H174L175 246V241L182 235V231L183 230H185L186 229V232H187V229H190V234H188V236H190V237H187V240H186V244H183V243H185L184 241L182 242V244H181V246H179V247H177L176 249H174L173 251H172V254H171V257H170V259H167V261H161V260H157V259H155L154 258V255H153V249H154V247H157L158 246V248H159V245H157L158 244V240L159 239H156V240H154V239H152V240H154L155 241V244H153L152 243V245L150 244L152 241L150 240V238L148 237L151 233L150 232H148V231H150V230H148L149 228H144L143 227V225L142 224H140V222L139 221H137L138 222V225H140V226H138V225H135V226H132V227H129V228H126L125 229V231H124V233H123V235L121 236V238H120V240H123V242L125 241V242H127V243H131L130 245L129 244H126L125 242H124V244H123V242L122 243H120L119 241H117V240H110L109 242H107L106 243V245H104L103 247V249L100 247V245H97V248L95 249V251H94V258L91 260V258L89 259L90 260V263H88L87 261H89L87 258H85L86 257V254L85 255H83V249H85L86 247L85 246H87V247H89V245H87V244H85V238H87V237H91V236H93V232H95V234H94V236L93 237H96V238H98L96 235H97V233H98V236L99 235H101L102 234V231H100V230H97V229H99V226H98V224H101L100 223V221L102 222L103 220H105V218L103 219V217H101V218H99L98 219V216H100L99 214H98V216L96 217V216H91V217H89V218H85V220H84V222L82 223L83 225L85 224L86 226L87 225H89L90 227V229L88 228V231L89 232H91V231H93L92 233H90L89 234V232L87 231V229L85 230V231H87V233H85V234H87V236L86 235H83L82 237H78V235L77 234H73L72 236H70L69 238H71V240L72 241H74V242H77L78 244H76V249L78 248V250H75V249H66V248H64V246H65V243H67L68 241H69V238H68V240L67 241H65V240H62V237L60 238V236H57V237H52V239L53 240H51V239H46L45 237H43V236H40V238H42V239H44L45 238V243L43 244V246L45 245V249L46 250H44V251H48V249H49V246H50V248H53L54 250H57V251H55L54 252V250L52 249V250H50V252H49V254L47 253V257L46 256H43V255H40L39 254V256H40V258L43 260H45L46 261V259H47V262H45L44 260L42 261V263L41 264H59L62 260H64L63 261V263L62 264H76L77 263V261H78V259L79 260H81V261H83V263L81 262L80 264H98V262L100 263V264H103V262L105 263V264H110V262L112 263V264H116V262H117V264H264V136H263V134H264V85H263V83H264V74L263 73H261L262 71L264 72V0H233ZM53 8H54V5H53ZM92 8H94V9H96V11H98L99 12V10H102L100 13H98V12H96V13H94V9H92ZM100 8V9H99ZM130 8H131V10H130ZM139 8V9H138ZM109 9H113V8H109ZM141 9V10H140ZM26 10V11H25ZM50 10H52V9H50ZM54 10V9H53ZM56 10V9H55ZM91 10H93V13H94V15L93 14H91L92 12H91ZM114 10V9H113ZM77 11V12H78ZM107 11V10H106ZM105 11V12H106ZM48 12V11H47ZM74 12H76V11H74ZM115 12V13H116ZM155 12V13H154ZM98 13V16L96 17V15L95 14H97ZM230 13V14H229ZM36 14H37V16H36ZM45 15H46V13H44ZM44 14H43V16L42 17H44ZM103 14V13H102ZM180 12H179V16H180ZM74 15V14H73ZM153 15V16H152ZM246 15V16H245ZM256 15V16H255ZM77 16H78V18H77ZM243 16H245L244 18H243ZM73 17V16H72ZM75 17H73V18H75ZM80 17V18H79ZM90 17V18H89ZM231 17V18H230ZM92 18V19H91ZM246 18H250V19H252L253 21H254V23L255 24H257V22H258V24H259V22H260V26L258 27L259 28V30H258V28H257V30L255 31V32H253V33H250L249 35H250V37L252 38H250L249 37V35L248 36H246L245 38H244V36L242 37V38H240V37H238V38H236V40L234 41V39H235V37L237 36V34H236V32H237V30H239L240 32H242V31H244L246 28H245V25H246ZM43 19V18H42ZM59 19H66V17L65 18H59ZM78 19V20H77ZM94 19V20H93ZM180 19V18H179ZM234 19V20H233ZM261 19V20H260ZM25 20V22H26V28L24 27L23 28V30H25V32H23V33H21L20 32V30L22 29V27H23V24H24V21ZM61 20H59V21H61ZM96 20H98V21H96ZM119 20V19H118ZM141 20H142V22H141ZM210 20V22H208V24L206 23L207 21H209ZM28 21V22H27ZM63 21V23H64V20H62ZM67 21V20H66ZM116 21H117V19H116ZM121 21H123V20H120V21H118V22H116V26H118V24L117 23H121L122 24V22ZM177 21H178V19H177ZM177 21H175V23H178ZM205 23H206V25H204L205 27L204 28H206L204 31L205 32H208V33H210V34H214L215 32H216V29H217V27L215 26V24L213 25V23H214V21L211 19V18H208V19H205ZM21 22H23V24H22V27H21ZM70 22V21H69ZM69 22H68V24H69ZM87 22V23H86ZM100 23L99 25H97V23ZM227 22H229V23H227ZM261 22H262V24H261ZM18 23V24H17ZM51 23V22H50ZM50 23H49V25H50ZM54 23V22H53ZM52 23V24H53ZM62 22L61 23H58V25L59 24H63ZM71 23H72V21L70 22V24L69 25H71ZM174 23V24H175ZM179 23H180V21H179ZM40 24V25H39ZM51 24V25H52ZM68 24L67 23H65L64 24V26L66 27V26H68ZM72 24H75V23H72ZM79 24V26H80V23H78ZM78 24H75L74 26H72L71 25V29H70V26H68V27H66V30L64 29L63 30V28H65L63 25V27H62V29L61 30H63V31H65L66 33H68L69 34V31L70 30H72L73 29V32L71 33V35H74V37L76 38L75 40H74V38H73V36H71L70 34L68 35L67 34V37H65V39L66 38H69L70 37V39H71V37H72V41H70V44L68 45H66V41L64 42L65 44L64 45H61V46H63V50H65V52H64V54L62 55V59L60 60V61H58L57 59V61L60 63L61 62V64L63 63V62H68V61H72L73 60V58L75 59V61H76V59H77V57H74V54L75 53H72V50H76L77 49V46H76V44H74V42H77L78 40V38L77 37H79V36H81V35H78V33H80L81 31H78V30H80L79 29V26H78ZM182 24L183 23H181V25L180 24H177L179 27L180 26H182ZM210 24V25H209ZM224 24V23H223ZM235 24V25H234ZM34 25V26H33ZM58 25L57 24H55V27H54V29L56 28V27H58ZM97 26V27H96ZM114 26H115V23H114ZM123 26H126V24H124ZM135 25H132V26H130L129 28L130 29H132L133 27H134ZM176 26V25H175ZM175 26L173 27L174 29H175ZM216 27V28H214V27ZM226 26V27H225ZM231 26V27H230ZM19 27H21V28H19ZM50 27V26H49ZM60 27V28H61ZM83 27H80L81 29L83 28ZM91 27V28H92ZM120 27V26H119ZM135 27H137V26H135ZM134 27V28H135ZM178 27V28H179ZM210 27H212V28H210ZM40 29V31H39V29ZM45 28V29H44ZM53 28V27H52ZM51 28V29H52ZM59 28V27H58ZM59 28V29H60ZM82 29V30H86V29ZM90 28V27H89ZM115 28H116V30L118 31V29H117V27H114L113 29H114V31H115ZM122 28V27H121ZM125 28V27H124ZM133 28V29H134ZM178 28H176L175 30H179ZM223 27H222V33L224 32V29ZM58 29V30H59ZM214 29H215V31H214ZM23 30H21V31H23ZM53 30V29H52ZM60 30V31H61ZM90 30H88L87 32L89 33L90 32ZM121 30V29H120ZM126 30V29H125ZM235 30V31H234ZM30 31H32V32H30ZM36 31V32H35ZM54 31V30H53ZM53 31H51L52 32V34H53ZM62 31V32H63ZM113 31V32H114ZM123 31V30H122ZM238 31V32H239ZM258 31V32H257ZM20 32V33H19ZM42 32V31H41ZM46 32L47 31H44V33H43V35H46ZM87 32H85L86 33V35H87ZM121 32V31H120ZM124 32V31H123ZM212 32V33H211ZM239 32V33H240ZM25 33V35H21V34H24ZM35 34V37H34V34ZM81 33H83L84 34V32H81ZM99 33H101V32H99ZM217 33V32H216ZM215 33V34H216ZM29 34V35H28ZM30 34L31 35H33V36H30ZM51 33H49L48 32V35L45 37L46 39H48L49 37V41L47 42V43H49L50 42V40H51V38H53V37H51V36H53L52 34L50 35ZM94 34H95V36H94ZM116 34V33H115ZM121 34V33H120ZM234 34H236V36L234 35ZM251 34H252V36H251ZM42 35V36H43ZM62 35V34H61ZM66 34H64L63 35V37L65 36ZM90 35V34H89ZM118 35H119V33H118ZM41 36V35H40ZM84 37H85V35H83ZM94 36V37H93ZM100 36V35H99ZM32 37H34V38H32ZM62 37V38H63ZM84 37H82V38H84ZM213 37H215L214 35H213ZM21 38V39H22ZM33 40H32V39ZM81 38V39H82ZM89 38H90V36H89ZM94 38V39H93ZM208 38V39H207ZM250 38V40H248ZM27 39V40H26ZM64 39V40H65ZM81 39H80V37H79V40L81 41ZM152 38H150L149 40H144V39H139V40H136V39H130V37H128V38H122V40H120L119 42H118V47H119V51H120V48H122L121 49V51L125 48V47H127L129 44H131V43H133V42H135L136 43V41H138L139 43H140V46L142 45L143 46V44L144 45H147L146 43L148 42V41H150ZM215 39H216V37H215ZM32 40V41H31ZM61 40V39H60ZM63 40V41H64ZM125 40V41H124ZM128 40V41H127ZM131 40V41H130ZM154 40V39H153ZM52 41V40H51ZM62 40L59 42L60 44H63L62 42H63ZM74 41V42H73ZM97 41V42H98ZM124 41V42H123ZM206 41H208V42H206ZM67 42H68V40H67ZM72 42H73V44L74 45H72ZM94 42V43H95ZM96 42V43H97ZM100 42V41H99ZM129 42V43H128ZM137 42V43H138ZM141 42H146V43H141ZM248 42V43H247ZM35 43V42H34ZM44 43H45V41H44ZM69 43V42H68ZM79 43L80 42H77V45H79ZM128 43V44H127ZM207 43H209L208 45H207ZM245 43H247V45L245 44ZM256 43V44H255ZM46 44V43H45ZM60 44L58 45V47L60 46ZM99 44V43H98ZM149 44V43H148ZM205 44V45H204ZM47 45V44H46ZM45 45V46H46ZM49 45V44H48ZM46 46V47H49V48H51L52 49V47H50V46ZM219 45V46H218ZM35 46H32V48H34ZM66 46V47H65ZM74 46H76V48L74 47ZM123 46V47H122ZM139 46V47H140ZM218 46V47H217ZM245 46V47H244ZM64 47H65V49H64ZM129 47H135L133 44H132V46H129ZM144 47V46H143ZM243 48V49H245V50H241V48ZM54 48V47H53ZM56 48V47H55ZM55 48L54 49H50L51 51H53L54 53L56 52V50H57V48H56V50H55ZM35 49V48H34ZM45 49H47V48H45ZM263 49V50H262ZM50 50H48L47 52H46V50H45V52L46 53H49L50 52ZM36 51V50H35ZM35 51H34V53H35ZM246 51V52H245ZM53 52H52V54H53ZM68 52V53H67ZM74 52V51H73ZM223 52H225V53H223ZM37 53L39 54V52L37 51ZM43 54V55H45V56H47V54ZM118 53V52H117ZM229 53V54H228ZM242 53V54H241ZM51 54V53H50ZM50 54H49V59H46L47 57H45V56H42V57H45V58H43V60L45 59V60H48L47 62H49V64L51 65L52 64V66H55V68H58L56 65H58L56 62V60L55 59H53V58H51L52 56H50ZM51 54V55H52ZM222 54H226V56H225V58L227 57V59L229 60V61H227V64H226V62L224 63L223 62V58H221V56H223ZM235 54V55H234ZM244 54V55H243ZM38 56V55H37ZM40 56V55H39ZM71 56V57H70ZM77 56V55H76ZM248 56H250V55H248ZM217 57V58H216ZM219 57V58H218ZM224 57V56H223ZM251 58H252V56H250ZM200 58V61L202 60ZM221 58V59H220ZM240 58V59H241ZM245 58H242V59H244L245 60ZM75 61L73 62V63H75ZM199 61V62H200ZM203 61V60H202ZM198 62V63H199ZM220 62V63H219ZM230 62V63H229ZM72 63V62H71ZM235 63H236V65H235ZM243 63V62H242ZM63 64H65V63H63ZM200 64H202V62L200 63ZM67 65L68 66H66V67H68L69 68V66L71 65V64H69V63H67ZM197 65V64H196ZM199 65V64H198ZM230 65V66H229ZM234 65V66H233ZM63 66V65H62ZM200 66H202V65H200ZM200 66H198V68L197 69H201V67ZM204 66V65H203ZM233 66V67H232ZM65 67V66H64ZM228 67V68H227ZM235 67H237L238 68V70H234V69H232L231 70V68H235ZM260 67V68H259ZM52 68V70H56V69H53L54 67H51ZM203 68V67H202ZM226 68V69H225ZM230 68V69H229ZM197 69L195 70V72H199V74H200V76H201V73L202 72H200V71H197ZM206 69V70H205ZM58 70V69H57ZM171 69H166V74H168L169 73V71H170ZM210 73H209V72ZM235 71V72H234ZM227 72V73H226ZM239 72H237V73H239ZM170 74H171V71H170ZM211 74H213V76L211 75ZM263 74V75H262ZM169 75V74H168ZM195 75H196V73H195ZM225 75V76H224ZM229 75H227V77L229 76ZM259 75V76H258ZM207 77V78H208ZM215 77H217V78H215ZM245 77H246V79H245ZM247 77H249V78H247ZM250 77L252 78V80H250ZM258 77V78H257ZM259 78H260V80H259ZM221 79V80H220ZM248 79V80H247ZM214 80H216V81H214ZM259 80V81H258ZM220 81V82H219ZM246 82V84H244L245 82ZM249 81V82H248ZM256 81V82H255ZM96 82L98 83V85H101V82H100V80L99 79H97L96 80ZM186 83H185V85H184V81L182 82V85L181 86H184L183 88H184V90H185V92L186 93H188V94H190L191 92L189 91V89H187L188 87H187V80L185 81ZM250 82H252V83H250ZM259 82V83H258ZM223 83V84H222ZM229 83V82H228ZM247 83H248V85H247ZM215 84V85H214ZM250 84H251V86H250ZM256 84H258V85H256ZM246 85V86H245ZM260 85H262L261 87H260ZM181 86H180V88H181ZM214 87V89H213V87ZM225 86H227V87H225ZM236 86V87H237ZM217 87V88H216ZM222 87V88H221ZM260 87V88H259ZM263 87V88H262ZM243 88H245V89H243ZM252 88V89H251ZM256 88V89H255ZM170 89V90H169ZM172 89H174V87H172ZM221 89V90H220ZM241 89H242V91H241ZM167 90H169V91H172L171 90V88H167ZM165 91V94L164 95H166L167 94V92H169V91ZM209 90H210V88H209ZM245 90H246V92H245ZM248 90V91H247ZM252 90V91H251ZM254 91V92H253ZM257 91V92H256ZM213 92V93H212ZM238 92V93H237ZM249 92V93H248ZM251 92V93H250ZM137 93V92H136ZM134 93V95L132 96V97H130L126 102H123V103H121V104H123V105H129V107H130V103L133 101V99H134V97L136 96V95H139V93ZM142 93V92H141ZM140 93V94H141ZM248 93V94H247ZM231 94V93H230ZM229 94V95H230ZM237 94V95H236ZM239 94V95H238ZM257 94V96H255ZM228 97V98H227ZM128 101H130V103L128 102ZM179 101H181V102H179ZM163 102V103H162ZM229 102V104H227ZM50 104H52V105H54L55 103L54 102H49ZM133 103V102H132ZM257 103V104H256ZM258 103H259V105H258ZM165 104V105H164ZM227 104V105H226ZM37 105H39L38 107H40V104H37ZM46 105V104H45ZM45 105H44V108H45ZM116 105V106H115ZM218 105V106H217ZM219 105H223L224 107H222V106H220L219 107ZM254 105V106H253ZM255 105H257V106H255ZM185 105H183V108H185L184 107ZM187 106H189V105H187ZM196 106V105H195ZM204 106V105H203ZM206 106V105H205ZM214 106V105H213ZM227 106H228V108H227ZM260 106V107H259ZM47 107V106H46ZM51 106L49 105V109L50 110H53V109H51L50 108ZM116 107H118V105L117 104H113V105H111V110H113L114 108H116ZM229 107H230V109H229ZM36 108H37V106H36ZM43 106H42V104H41V108H39L38 110L39 111H41L40 112V114L41 115H43ZM57 108V107H56ZM126 109L128 108V106L127 107H125ZM171 108V109H170ZM180 108H182V106L180 107ZM182 108V112H183V109ZM204 108L206 109V110H204ZM217 108V109H218ZM223 108H227L228 109V111H226L227 109H224L223 110ZM259 108V109H258ZM49 109H48V112L46 111V113L45 114H47V115H51L52 114V112L51 111H49ZM55 109V108H54ZM170 109V110H169ZM216 109V108H215ZM244 109V108H243ZM245 109H247V108H245ZM45 110V109H44ZM195 110V111H194ZM37 111V110H36ZM35 111V112H36ZM168 113H166V112ZM207 113V116L206 115H204V113L205 112ZM235 111V112H234ZM243 111V110H242ZM4 112V111H3ZM51 112V113H50ZM110 112V111H109ZM113 112L115 113V110H113ZM180 112V113H179ZM227 112V113H226ZM239 112H241V111H239ZM2 113V112H1ZM0 113V114H1ZM38 113V112H37ZM176 113H178V115L175 117V115H176ZM211 113H212V111H211ZM211 113H209L210 115H212ZM36 114V113H35ZM34 114V117H36V115ZM44 114V115H45ZM131 115L133 114L132 112L130 113ZM214 114V113H213ZM4 115V114H3ZM39 115V114H38ZM46 115V116H47ZM131 115H129V117H132ZM200 115V116H201ZM111 117L110 116V113H107L106 114V117ZM215 116V115H214ZM219 116V115H218ZM40 117V116H39ZM106 117H105V119H106ZM108 117V118H109ZM173 117V118H172ZM193 117V116H192ZM0 118L2 119V120H5V121H1L0 120V140H2L3 141V138H2V135H3V137H5V135H8L7 133H9V132H12L13 130L11 129L12 127V124L10 123L11 121H9V119L11 120V118H9L8 120L3 116L2 117V115H0ZM37 118H38V116H37ZM194 118V117H193ZM200 118V117H199ZM209 118V117H208ZM39 119H41V118H39ZM102 119H104V118H102ZM130 119V118H129ZM129 119H127V120H129ZM131 119H133V120H131ZM130 120V122H132L133 124H134V121H135V123H137L139 120H140V118H134V117H132ZM176 119V120H175ZM243 119V120H242ZM138 120V121H137ZM209 120H211V116H210V119ZM208 120V121H209ZM214 120V119H213ZM213 120L211 121L212 123H213ZM13 121V120H12ZM35 121V120H34ZM37 121H39V120H37ZM89 121V120H88ZM198 121H199V119H198ZM200 121H201V119H200ZM199 121V122H200ZM205 121H206V119H205ZM214 121H216V120H214ZM32 122H33V120H32ZM98 122V121H97ZM129 122V123H130ZM203 122H201V123H203ZM255 122V123H254ZM259 122V123H258ZM2 123V124H1ZM12 123H14V121L12 122ZM35 123V122H34ZM90 123V122H89ZM100 123V122H99ZM178 123H179V125H178ZM212 123H210L211 125H212ZM215 123V122H214ZM249 124V126H248V124ZM4 124V125H3ZM33 124V123H32ZM132 124V128H131V130H130V133L131 134H133V133H136L135 135V137L137 138L138 136L137 135H140V136H142L147 130L145 129L144 130V128H140L139 129V126L137 125V126H135V125H133ZM172 124V125H171ZM184 124V125H183ZM174 125H176V126H174ZM180 125H183L182 127L180 126ZM202 125V124H201ZM208 125V124H207ZM61 126V125H60ZM178 126V127H177ZM255 126V127H254ZM10 127V128H9ZM101 127H102V125H101ZM168 127V128H169ZM175 127V128H174ZM177 127V128H176ZM210 127H213V125L212 126H210ZM216 127H218V126H214V129L216 128ZM244 127H248L247 129H250V131H247L246 132V134H245V131H244ZM252 129H251V128ZM8 128V129H7ZM167 127L166 128H163L164 130L165 129H167L168 131H169V129H168ZM199 129L198 127H196V126H194L193 127V129L194 130H196V132H195V134H197V129ZM202 128V127H201ZM200 128V129H201ZM241 128H243V129H241ZM260 128V129H259ZM5 129H7L6 131H5ZM39 131H38V130ZM187 131H186V130ZM209 129V128H208ZM253 129H255V130H253ZM10 130H12V131H10ZM27 130V129H26ZM67 130V129H66ZM138 130V131H137ZM140 130V131H139ZM211 130V129H210ZM216 130V129H215ZM2 131V132H1ZM9 131V132H8ZM37 131V132H36ZM170 131V133H172ZM190 133H189V132ZM198 131V132H199ZM212 131H213V129H212ZM217 131V130H216ZM220 130H218V133H220L219 132ZM7 132V133H6ZM26 132V131H25ZM41 132V133H40ZM186 132H188L187 134H186ZM248 132H249V134H248ZM3 133H5V134H3ZM147 134H149L148 132H146ZM38 134V135H37ZM74 134V133H73ZM72 134V135H73ZM146 134V135H147ZM248 134V135H247ZM26 135V133L24 134H22V137L23 136H25ZM145 135V134H144ZM219 135V134H218ZM243 135V136H242ZM262 135V136H261ZM64 136V137H63ZM66 136V137H65ZM195 136V137H194ZM238 136V137H237ZM259 136H260V138H259ZM40 137H42V138H40ZM134 137V138H135ZM217 137L218 136H216V138L215 139H217ZM21 138V137H20ZM34 138H35V140H34ZM73 138V139H72ZM130 138H132V137H130ZM194 138V139H193ZM223 138V139H222ZM242 138V139H241ZM42 139V140H41ZM195 139H197V140H195ZM136 140V139H135ZM138 140H140L139 139V137H138V139H137V141ZM190 140V141H189ZM199 140H200V143L201 144H203L202 146H203V148L202 149H198L197 148V146H201V145H199L200 143H199ZM66 143H65V142ZM194 141H196V142H194ZM241 141V143H239V142ZM243 141V142H242ZM8 142H12V141H8ZM43 142V143H42ZM14 143L15 142H12V143H8V144H10V145H7V142H5V144L7 145V146H12L13 145V147H14ZM38 143H39V145H38ZM193 143H194V145H193ZM214 143V142H213ZM247 143H252L251 145L250 144H248V146L247 147H245V148H248V147H250V146H254L255 148H256V152H258V154L256 155V153H255V155L250 159V157H248L247 158V155H245L246 154V149H244V146H245V144H247ZM41 144V145H40ZM239 144H241V146L239 145ZM243 144V145H242ZM255 144V145H254ZM258 144V146L256 147V145ZM168 145V144H167ZM175 145V146H174ZM179 145H180V147H179ZM43 146V147H42ZM110 146V143H108V142H106V144H105V147L106 148H108ZM174 146V147H173ZM40 147V148H39ZM44 147H47L48 149H49V151H48V153H46V155H44L43 153H44V150H43V148ZM68 147V148H67ZM170 147V146H169ZM178 147V148H177ZM236 147H238V148H236ZM16 148V147H15ZM176 148V149H175ZM183 148H185V147H183ZM218 148H220V150L218 149ZM232 148V149H231ZM75 149V150H74ZM94 149L96 150L95 152H93L94 151ZM244 149V150H243ZM79 150V151H78ZM91 150H92V155H90V153H91ZM191 150L192 151H194V152H191ZM196 150V151H195ZM198 150V151H197ZM218 150V151H217ZM233 150V151H232ZM243 152H242V151ZM261 150V151H260ZM43 151V152H42ZM53 151V152H52ZM56 151V152H55ZM82 151V152H81ZM191 152V154H189L190 155V157L188 156V152ZM237 151V152H236ZM182 152V153H181ZM245 152V153H244ZM260 152V153H259ZM58 153V154H57ZM62 153H63V155H62ZM74 153V154H73ZM87 155H86V154ZM174 153V154H173ZM240 153H242V154H240ZM28 154V153H27ZM32 154V155H33ZM43 154V155H42ZM70 154V155H69ZM127 154V155H126ZM185 154L188 156V157H185ZM58 155H59V157H58ZM74 155V156H73ZM76 155V156H75ZM85 155V156H84ZM174 155V156H173ZM219 155V156H218ZM235 155H237V156H243V157H238V158H240V161L239 160H237L238 158H237V156H235ZM28 156V155H27ZM30 156V155H29ZM63 156H64V158H63ZM220 156H221V158H225V159H220ZM234 156V157H233ZM246 156V157H245ZM255 156H257V157H255ZM48 157V158H47ZM80 157V158H79ZM228 157V158H227ZM30 158V157H29ZM182 158V159H181ZM192 158V159H191ZM231 158V159H230ZM243 158V159H242ZM72 159H73V161H72ZM80 159V160H79ZM85 159V160H84ZM137 159H138V161H137ZM141 161H140V160ZM236 159V160H235ZM241 159H242V161H241ZM77 160V161H76ZM223 160V161H222ZM229 161V162H227V161ZM245 160H248V162H245L244 163V161ZM258 160H260V161H258ZM188 161V162H187ZM202 161V162H201ZM232 161H234V162H232ZM237 161V163H235ZM251 161V162H250ZM259 162V165H257L258 164V162ZM64 162H66L67 163V165H65V167H62V165L61 164H63ZM72 162V163H71ZM75 162V163H74ZM95 162L97 163V164H95ZM120 162V163H119ZM184 162H187V165L188 166H184L183 164H186V163H184ZM190 162V164H192V165H189L188 163ZM238 162H240V163H238ZM256 162V163H255ZM54 163V164H53ZM139 163H140V165H139ZM176 163H178L177 165H179V166H177V165H174V164H176ZM247 163V164H246ZM70 164V165H69ZM202 165V168H201V166L199 167L198 165ZM245 165V167H243L244 165ZM255 166H254V165ZM237 165V166H236ZM248 165V166H247ZM251 165V166H250ZM252 165L254 166V167H258L259 169H256V168H252ZM257 165V166H256ZM69 166H70V170H69ZM135 166V167H134ZM168 166H169V168H168ZM173 166H175L174 168H173ZM189 166H190V168H189ZM192 166V167H191ZM199 167V169H201L202 171H200L199 169H198V167ZM1 167V166H0ZM49 167V168H48ZM147 167V168H146ZM236 167H238L239 169H236ZM51 168V169H50ZM127 168H129V170L127 169ZM172 168H173V170H172ZM187 168V169H186ZM138 169H139V171H138ZM150 170V172H149V170ZM189 169V170H188ZM256 171V170H258V172H253L254 170ZM262 169H263V173H262ZM2 170V169H1ZM66 170V169H65ZM126 170V171H125ZM147 170V171H146ZM171 170V171H170ZM196 170H198V171H200V174H198L199 172L198 171H196ZM210 171V173H211V175H208V176H212L211 178H212V181L210 180V183L212 182V184H210V183H207V184H209L208 186H209V188H208V191H205V188H204V185H202V183L200 184L199 182L201 181V182H203L202 180H204V177H203V179L201 178V176H203V174L204 173H207V171ZM253 170V171H252ZM14 169H12L11 171H10V174H11V176H15L14 175ZM16 171V170H15ZM209 171H208V174H209ZM106 174H105V173ZM116 172V173H115ZM128 172L130 173V172H135V173H137L138 174V176H137V180H135V179H133V178H125V173L126 174H128ZM144 172H145V174H144ZM187 172V173H186ZM115 173V174H114ZM186 173V174H185ZM201 173H203L202 175H201ZM1 174V173H0ZM15 174H17V173H15ZM72 174V173H71ZM104 174V175H103ZM131 174V173H130ZM142 174V176H140ZM159 176H158V175ZM178 174V175H177ZM259 174H260V176H259ZM114 175V176H113ZM155 175V176H154ZM167 176L168 177V175L170 176L169 177V179L168 178H165V176ZM174 175V176H173ZM178 176H183V183L181 184V180L179 181V180H176L177 179V177ZM199 175V176H198ZM207 175V174H206ZM161 176V177H160ZM162 176H163V178H162ZM198 176V177H197ZM204 176H205V174H204ZM208 176H207V178H208ZM227 176V177H226ZM255 176V177H254ZM61 177V178H60ZM67 177V178H66ZM72 177V178H71ZM141 177V178H140ZM156 177H157V180H159V183H157V182H155L154 180H156ZM158 177H159V179H158ZM172 177H173V179H172ZM176 177V178H175ZM225 177H226V179H225ZM121 178H122V180H121ZM251 178V179H250ZM258 178H259V180H258ZM15 178L13 177V180H14ZM18 179V177L16 176V180ZM71 179V180H70ZM76 179V178H75ZM143 179V180H142ZM167 179H168V181H171L170 182V186H171V189L172 190H168V188L167 189H165V187H164V185L165 184H168L169 182L167 181ZM174 179H175V181H176V184H174V186L172 185L173 183V181H174ZM186 179H188V180H186ZM199 179H202V180H200L199 181ZM210 178H208V180H209ZM228 179V180H227ZM24 180V179H23ZM26 180V179H25ZM116 180V181H115ZM135 182H134V181ZM162 180V181H161ZM186 182H185V181ZM252 180V181H251ZM255 180V181H254ZM21 181V180H20ZM132 181V182H131ZM142 181H144V183H141ZM153 181V182H152ZM168 182V183H166V182ZM174 181V182H175ZM206 181V180H205ZM251 181V182H250ZM33 182V183H32ZM78 182V183H79ZM136 182H138L137 184H136ZM163 182H164V185H162L163 184ZM251 184H250V183ZM253 182V183H252ZM255 182V183H254ZM259 182V183H258ZM16 183H19V182H16ZM30 183V184H29ZM32 183V184H31ZM76 184L75 186H74V190H73V192H72V194L70 195V197L71 196H73V198L71 197V198H69V199H67V201L68 200H74L75 199V197H77L78 199L79 198H81V202L80 203H77L79 206H82V210L84 209H86V207L88 206V203L90 202V200L91 199H93V198H95V196H93L92 194H83V191H84V189H82L83 191H81V188H82V185H81V183L80 184ZM101 183H103V182H101ZM118 183V184H119ZM124 183H126V184H124ZM155 183V184H154ZM172 183V184H171ZM204 183V182H203ZM249 183V184H248ZM20 184V183H19ZM56 184V185H55ZM65 184H67V183H65ZM71 184V183H70ZM133 185L132 187H130V186H128V185ZM154 184V185H153ZM157 184H158V186L159 187H161V188H158V186H157ZM184 184H186V186L184 185ZM195 184H197V186L195 185ZM205 184V183H204ZM23 185L27 188V190H28V193L31 191V194L29 193V198H28V201H26V203H30V205H32V206H38L39 204L40 205H44V204H46V202L45 201H47V200H53L54 198H53V196L52 195H50V192L47 190V189H44V190H39V189H37L36 188V184H35V182L33 181V179L32 180H26V182L24 181L23 182ZM58 185V186H57ZM153 185V186H152ZM196 187H195V186ZM198 185H200V186H198ZM148 186H152V188H149ZM157 186V187H156ZM179 186H182V188L180 187L179 189H178V187ZM183 186H185V191H184V193H182L183 194V197H184V203H183V200H182V202H180L179 203V201H181L179 198L177 199L176 198V196H175V192L178 194V193H181V192H183L182 190L184 189V187ZM227 186V187H226ZM79 187V188H78ZM81 187V188H80ZM130 187V188H129ZM136 187H137V189H136ZM164 188V190L166 191H164V190H162L163 188ZM174 189H173V188ZM193 187H195V189L193 188ZM199 187V188H198ZM206 187V186H205ZM31 188V189H30ZM129 188V189H128ZM140 188V189H139ZM157 188V189H156ZM215 188H217V189H215ZM248 188V189H247ZM68 189V188H67ZM70 189V188H69ZM137 191H136V190ZM151 189H153V190H151ZM181 189V190H180ZM66 190V189H65ZM64 190V191H65ZM128 190L130 191V192H128ZM134 191V193H136L135 195H138V196H136V197H134V198H132V199H126V198H124L125 197V195L124 194H126V193H130V194H133L134 195V193H133V191ZM175 192H174V191ZM198 190H199V192H198ZM217 190V191H216ZM253 190V191H252ZM39 191V192H38ZM43 191V192H42ZM48 191V193H49V195H50V199H49V195L48 196H46L45 197V195L46 194H44L45 192H47ZM126 191V192H125ZM138 191H140V192H138ZM144 191V192H143ZM149 191H151L150 193H149ZM163 191V192H162ZM168 191V192H167ZM172 191V192H171ZM179 191V192H178ZM192 191V192H191ZM53 192V191H52ZM124 192V193H123ZM143 192V193H142ZM148 192V193H147ZM159 192H161L162 193V195L161 194H159ZM223 192V193H222ZM39 193L41 194V195H39ZM47 193V194H48ZM66 194H64V192H63V194H64V196H66L65 198H67V196H69V193H67V191L65 192ZM81 193V194H80ZM84 193H86V192H84ZM158 193V194H157ZM165 193V194H164ZM170 193H172V194H170ZM62 194V195H63ZM148 194H150V196H152L153 195V199H152V197L150 198V199H147L148 197ZM166 194H168L167 196L168 197H166L165 195ZM189 194V195H188ZM223 194H224V196H223ZM240 194H241V196H240ZM38 195V196H37ZM90 195H92V196H90ZM127 195V194H126ZM129 195V194H128ZM134 195V196H135ZM155 195V196H154ZM164 195V196H163ZM186 195V196H185ZM212 195V196H211ZM218 195V196H217ZM220 195H222V197H224L223 199H225V200H222V197L220 196ZM240 197H239V196ZM252 195V196H251ZM41 196H42V198H46V199H42L41 198ZM75 196V197H74ZM190 196H191V198H190ZM198 196V197H197ZM215 197V199H214V197ZM34 197V198H33ZM138 197L141 199V202H139V200L140 199H138ZM158 197V199L160 200V201H157L156 200V198ZM185 197H187V198H185ZM193 197V198H192ZM195 197V198H194ZM203 197H205V199H203ZM213 197V198H212ZM39 198H40V200L41 201H39ZM65 198H63V200L65 199ZM155 198V199H154ZM161 198H163V199H161ZM174 198V200H176L175 202L176 203H174L173 201H171L170 199H173ZM199 198H200V200H199ZM201 198H202V201H201ZM211 199L210 201H208L209 202V206H206L205 204H206V200L207 199ZM146 199H147V202H146ZM221 199V200H220ZM31 200H33V201H31ZM36 200V201H35ZM66 200V199H65ZM85 200H86V203H85ZM130 200H131V202H130ZM137 200H138V202H137ZM144 200V201H143ZM163 200V201H162ZM203 200H205V203H204V201ZM31 201V202H30ZM42 201H44V202H42ZM67 201H66V203H67ZM129 201V202H128ZM150 201V202H149ZM155 203H154V202ZM157 201V202H156ZM198 201L200 202V203H204V208H205V206L207 207L206 209H204L203 208V205H201V204H199L198 203ZM53 203L51 204V205H49V206H47L46 208H45V210H44V212L42 213V216H41V219L42 220H40L41 222L39 223L40 224V226H44V227H47L48 225L50 226H48L49 227V229L50 230H54L53 229V227H55L56 229L58 228V230H60V231H62L61 233H63L64 235H65V233L67 232V231H72L73 230V228L76 226V224H77V222H75V221H71V220H67V219H62V216H63V214L64 215H66L67 214V212H69V208L68 209H66L65 211H63V210H61V211H59L58 209H57V205H59L60 204V201H58V200H53L52 201ZM136 202V203H135ZM185 202H187V203H185ZM190 202V203H189ZM7 202L5 201V202H2V206L4 207L5 206V204H6ZM55 203H56V205H55ZM82 203V204H81ZM93 203H96V201H94ZM142 203V204H141ZM152 205H151V204ZM198 203V204H197ZM81 204V205H80ZM86 204V205H85ZM135 206H134V205ZM140 204V205H139ZM149 204V205H148ZM172 204H173V206H172ZM197 204L198 206L199 205H201L200 207L202 208V209H204V210H207L208 209V207H210V208H212L211 209V211L213 210V214H216L215 215V217H210V212H209V210H208V213H210V214H208L209 215V220H210V218H212V219H214L213 221L214 222H212V220L211 221H209L210 222V224L208 223V228L209 227H212L213 229H211V228H209V229H211L212 231H214L213 233L210 231L209 232V234L207 233V235H205L204 234V229L203 228H200V225H198V224H196V223H194V222H197V223H200L202 220H192V217H194V216H196L195 214H196V212L198 211V207L197 206H195V205ZM208 204V203H207ZM27 205H29V204H27ZM54 205V206H53ZM84 205V206H83ZM143 205H145L144 207H142ZM157 205H159V208H157L158 206ZM164 205V206H163ZM186 205V206H185ZM195 207H194V206ZM175 206V207H174ZM190 206H191V208H190ZM5 207H8V204H6V206ZM84 207V208H83ZM188 209H187V208ZM199 207V208H200ZM50 208V209H49ZM190 208V209H189ZM195 208H197L196 210H195ZM133 209V208H132ZM132 209H130V211L132 210ZM155 209V210H154ZM186 209V210H185ZM192 209V210H191ZM202 209H200V210H202ZM47 210V211H46ZM143 210V209H142ZM157 210V212L155 213V211ZM54 211V212H53ZM151 211H152V213H151ZM188 213H187V212ZM189 211L191 212V214L189 213ZM48 212V213H47ZM62 213V215H60V213ZM154 212V213H153ZM201 212V211H200ZM66 213V214H65ZM115 213H119L118 211L116 212L115 211ZM202 213H204V212H202ZM205 213H207V212H205ZM46 214V215H45ZM56 214V215H55ZM131 214L134 216V213L133 212H131ZM193 214H194V216H193ZM201 214V213H200ZM32 215V221L35 219L36 220V218H35V216H36V213L34 214V213H32L31 214ZM60 215V216H59ZM162 215V216H161ZM192 215V216H191ZM199 215V214H198ZM204 214H201L200 216H203ZM206 215V214H205ZM203 216V217H206V216ZM52 216H54L53 218H52ZM145 216V215H144ZM34 217V218H33ZM51 217V218H50ZM58 217H61V219H62V221H60L61 219H59L56 223H53L51 220H54V219H57ZM93 217H94V219H93ZM140 217V216H139ZM147 217V216H146ZM145 217V218H146ZM197 217V216H196ZM195 217V218H196ZM50 220H49V219ZM93 219L92 221H90L89 219ZM96 218H97V220L99 221H97L96 220ZM159 218V219H158ZM199 218V216L196 218V219H198ZM87 219V220H86ZM101 219V220H100ZM143 218H140V221L142 220ZM200 219H202V218H200ZM206 219V218H205ZM204 219V220H205ZM35 220H34V222H35ZM48 220V221H47ZM65 220V221H64ZM137 220V219H136ZM138 220H139V218H138ZM158 220V221H157ZM162 221V223H161V221ZM203 220V221H204ZM49 221H51V222H49ZM98 223H97V222ZM39 222V221H38ZM45 222V223H44ZM92 222V223H91ZM94 222V223H93ZM137 222H136V224H137ZM142 222V221H141ZM150 222V223H149ZM166 222V223H165ZM207 222H208V220H207ZM206 220H205V225H206ZM53 223V224H52ZM65 223V224H64ZM90 223H91V225H90ZM169 223H170V225H171V227H169L170 225H169ZM203 224H204V222H202ZM39 224H37V225H39ZM43 224V225H42ZM52 224V225H51ZM69 224V225H68ZM149 224V225H148ZM193 224H196V225H194V227H192V225ZM234 224V225H233ZM236 224V225H235ZM66 227H65V226ZM71 225V226H70ZM75 225V226H74ZM84 225V226H85ZM93 225V226H92ZM166 225H167V228L165 229V227H166ZM205 225L203 226V227H205ZM57 226V227H56ZM61 226H63V227H61ZM68 226V227H67ZM154 226H155V224H154ZM174 226H175V228H174ZM235 226V227H234ZM47 227V228H48ZM60 227V228H59ZM93 227V228H92ZM133 227H135V228H133ZM139 229H138V228ZM158 227V226H157ZM61 228H62V230H61ZM84 228H86V227H84ZM208 228H207V226H206V228L205 229H207V230H205V231H208ZM96 229V230H95ZM135 229V231H133ZM143 229V230H142ZM144 229H145V231H144ZM203 229V230H202ZM236 229V230H235ZM148 230V231H147ZM66 231V232H65ZM96 231H98V232H96ZM141 231V232H140ZM189 231V230H188ZM31 232V230L29 231V233ZM65 232V233H64ZM135 232H136V234H135ZM139 232V233H138ZM156 232V231H155ZM155 232H153V234H155ZM171 232V233H170ZM32 233V232H31ZM127 233H129L130 234V237H129V235H128V237H127ZM141 233V234H140ZM157 233V232H156ZM169 233V234H168ZM206 233V232H205ZM211 233V234H210ZM135 234V235H134ZM66 235H67V233H66ZM185 234H183V236H184ZM45 236V235H44ZM77 236V237H76ZM5 237V235H1V233H0V264H11L12 263V261H13V263L12 264H20L22 261H21V259L22 260H24L23 261V264L25 263V264H32L33 262V260H32V258L30 259V257L32 256V250H38V249H41V250H43V246L42 247H40V248H37V247H33V246H30V247H28L27 249H26V243H25V245H24V252H22V253H16L15 252V250L13 251L12 250V245H9V244H11V241L9 240V235H6V237ZM83 237H85L84 239H83ZM58 239V240H56V239ZM73 238L74 239H76V240H73ZM172 238V239H171ZM80 239V240H79ZM136 239H138V240H136ZM133 240H134V243H136V244H132V242H133ZM136 240V241H135ZM164 240V239H163ZM172 240V241H171ZM59 241V243H61L63 246L61 247L60 246V244L59 243H57ZM63 241V242H62ZM64 241H65V243H64ZM149 241H150V243H149ZM161 241V240H160ZM46 242H50L51 244H49V243H46ZM83 242V244H81ZM113 243V245H112V243ZM162 242V241H161ZM164 242V241H163ZM109 243H111V244H109ZM116 243H120V245L118 246V244H116ZM157 243V244H156ZM49 244V245H48ZM56 244H57V249H55L56 248ZM85 244V245H84ZM150 244V245H149ZM162 244V243H161ZM80 245V246H79ZM108 245H110V246H108ZM124 246V247H122V246ZM126 245H129V247L132 245L133 247H128L127 246V248H126ZM136 245V246H135ZM163 245H165V243H163ZM48 246V247H47ZM61 247L60 248V251H58L59 250V247ZM81 246L83 247V249L81 248ZM161 246V245H160ZM80 247V248H79ZM106 247H108V248H106ZM111 247V248H110ZM161 247H164V246H161ZM48 248V249H47ZM116 248H118V249H116ZM124 251H122L121 249ZM152 248V249H151ZM11 249V250H10ZM26 249V250H25ZM62 249H64V251L62 250ZM82 249V250H81ZM102 249L103 251H104V253H106V254H103L100 250ZM105 249V250H104ZM129 249V250H128ZM69 250V251H68ZM82 252H81V251ZM112 250V251H111ZM114 250V251H113ZM128 251L129 253H131V256H129L130 254L127 252V254H126V251ZM133 250V251H132ZM27 251V252H26ZM51 251H53V253H51ZM74 251H76V252H81L82 254V256L78 253V256L80 255V257H78L77 258V260H73V258H72V254L74 253ZM98 251L99 252H101L100 254H103V255H97L98 254ZM109 253H108V252ZM116 251H117V253H116ZM12 252V253H11ZM31 252V253H30ZM96 252V253H95ZM123 252V253H122ZM133 252V253H132ZM15 253V254H14ZM31 255H29V254ZM6 254V255H5ZM26 254V255H25ZM38 254V253H37ZM69 254H71V255H69ZM96 254V255H95ZM111 254H114V255H118V256H113V255H111ZM123 254H124V256H123ZM129 254V255H128ZM27 255H29V256H27ZM56 255V256H55ZM69 255V256H68ZM111 255V256H110ZM122 255V256H121ZM126 255H127V257H126ZM134 257H133V256ZM24 256H27V257H29V259L30 260H32V261H29V259H27V257H25V259H24ZM49 256H51V258H49ZM85 256V257H84ZM100 257V259L98 260V258ZM101 256H103V257H101ZM122 258H121V257ZM4 257V258H3ZM82 257H84L85 259L83 260V258ZM96 257H98V258H96ZM106 257H109V259L108 258H106ZM118 257V258H117ZM125 257V258H124ZM131 257H133V258H131ZM7 258V259H6ZM9 258H10V261H11V263L10 262H8V260H9ZM56 258H58V259H56ZM63 258V259H62ZM71 258V259H70ZM101 258H103V261H102V259ZM126 258H130V259H126ZM4 259H6V261L4 260ZM17 259H19V260H17ZM27 259V260H26ZM106 259V260H105ZM108 259V260H107ZM112 261H111V260ZM86 260V261H85ZM98 260V261H97ZM40 261V262H41ZM58 261V262H57ZM66 261H68V262H66ZM73 261H74V263H73ZM84 261H85V263H84ZM91 261H92V263H91ZM93 261H94V263H93ZM119 261V262H118ZM159 261H161L160 263H159ZM6 262V263H5ZM20 262V263H19ZM32 262V263H31ZM40 262H39V264H40ZM52 262V263H51ZM54 262V263H53ZM66 262V263H65ZM107 262V263H106ZM60 263V264H61ZM78 264H79V261H78Z\"/></svg>",
    "mask_w": 264,
    "mask_h": 264
}]
</instances>
